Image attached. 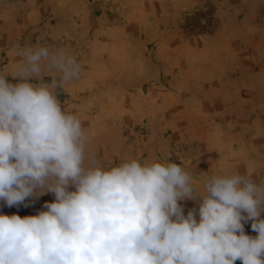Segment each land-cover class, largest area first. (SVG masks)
Returning a JSON list of instances; mask_svg holds the SVG:
<instances>
[{"label":"rangeland","instance_id":"1","mask_svg":"<svg viewBox=\"0 0 264 264\" xmlns=\"http://www.w3.org/2000/svg\"><path fill=\"white\" fill-rule=\"evenodd\" d=\"M34 45L80 64L57 98L100 163L169 159L201 191L213 175L264 183V0H0V72ZM54 200L0 201V214L37 215Z\"/></svg>","mask_w":264,"mask_h":264},{"label":"clouds","instance_id":"2","mask_svg":"<svg viewBox=\"0 0 264 264\" xmlns=\"http://www.w3.org/2000/svg\"><path fill=\"white\" fill-rule=\"evenodd\" d=\"M14 52L20 62L0 72V201L55 200L37 215L0 214V264H264V183L213 175L201 191L169 159L100 163L57 98L81 71L76 57L40 45ZM185 200L198 208L185 215Z\"/></svg>","mask_w":264,"mask_h":264}]
</instances>
